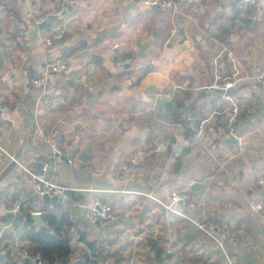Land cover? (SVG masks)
Here are the masks:
<instances>
[{
    "label": "crops",
    "instance_id": "0c3cea01",
    "mask_svg": "<svg viewBox=\"0 0 264 264\" xmlns=\"http://www.w3.org/2000/svg\"><path fill=\"white\" fill-rule=\"evenodd\" d=\"M171 2L154 8L143 0H69V12L56 17L60 0H0V107L6 108L0 109V255L7 259L0 264H35L23 222L7 214L16 202L21 218L35 205L41 215L53 209L35 199L23 170L42 163L50 165L51 181L74 189L67 210L53 212H68L81 231L71 257L56 264H161L151 240L164 248L167 264H264V188L256 185L264 177V91L256 79L264 70V0L247 7L244 0ZM240 8L245 15H236ZM46 16L57 20L39 30L34 20ZM60 29L63 38L44 47ZM62 57L70 59L67 70L35 87L46 65ZM217 74L239 88L214 92ZM183 92L191 94L184 99L188 112L182 110L188 123H174ZM159 98L168 99L163 113ZM235 106L239 146L221 141L231 135L226 112ZM197 122L199 131L188 137ZM155 141L166 150L150 158ZM170 142L181 153L171 152ZM53 143L75 154L72 164L52 156ZM132 160L136 174L124 169ZM190 181L203 188L190 187L191 200L176 209L222 224L227 257L186 217L164 207ZM96 202L112 207L110 226L91 225ZM256 203L263 208L253 209Z\"/></svg>",
    "mask_w": 264,
    "mask_h": 264
},
{
    "label": "built area",
    "instance_id": "2783aa9c",
    "mask_svg": "<svg viewBox=\"0 0 264 264\" xmlns=\"http://www.w3.org/2000/svg\"><path fill=\"white\" fill-rule=\"evenodd\" d=\"M171 1L172 0L170 1L169 0H143V3L147 6L161 5L164 7H170L172 5ZM68 2L69 0H60L59 9L57 13L54 14L56 17H64L65 12L68 8ZM251 2H253V0H244V7H247V5ZM47 18H48L47 16L38 18L34 20V23L38 25L40 23H43ZM211 31H214V27L211 28ZM64 34H65L64 29H60L53 39H47L43 43L44 47L51 46L53 44L54 39H59V40L62 39ZM69 62H70V59L67 57L58 58V59H55L49 62L45 67L44 74L36 78L35 81L33 82V85L37 88H44L48 83V79L50 75L64 73L69 66ZM120 65L124 66L125 63H120ZM94 69H95L94 66H91L89 68V72L93 73L95 71ZM256 79L261 84L263 91H264V70L261 71L257 75ZM235 84L236 82H234L233 80L222 77V75L217 74L216 81L214 82V85L212 86V88L227 90L231 88L232 86H234ZM0 109L6 110V108L2 106L0 107ZM238 112L239 111H238L237 106H235L233 110L226 112V116L229 117L228 122L230 124L235 122ZM190 120H194V117H190ZM230 134L237 135L236 133H233V132ZM169 146H170L171 152H173L176 144L174 142H170ZM160 151L161 150H160L159 144L158 142L155 141L150 152L147 153L146 156L150 154H157ZM2 152H4V150L1 147V143H0V154ZM51 154L53 157H56L59 159L61 157H65L69 164H72L76 157L75 154L68 147L62 146L56 143H53L51 146ZM49 168H50V165L48 163H42L39 170H33L26 166H23V170L32 179L34 193L39 195V197H43L47 195L50 198L58 199L60 203L64 205L62 208L64 210H67L69 206V192L74 191V189L68 186L58 185L54 183L53 181H51L47 175L49 172ZM124 169L128 170L132 174H136L138 172V165L135 160H132L128 165L124 167ZM194 183L195 181H190L184 190L174 191L171 195L172 200H171L170 205L164 206V204L161 201H159V199L152 197L150 195L149 197L154 202L162 204L168 211H171L180 216L186 217V219L189 220V222L194 226V228L196 229L198 233L211 238L221 248V250L227 257L228 255L226 252L227 250H226V244L224 240L226 230L222 224L217 222L215 219H209V218L202 219V220H193L185 216L184 213L181 212V210L176 209L177 205L186 206L189 203V201L191 200V192L189 188ZM256 185L264 188V177L257 179ZM262 208H263V205L261 203H256L253 205V209L258 210ZM20 211H21L20 202H16L13 205L12 209L10 210V212H13L16 214L20 213ZM39 213L41 214V212ZM115 220H116L115 213L112 207L107 204L96 202L95 205L90 208L91 225H93V227L97 229L99 227L110 226L112 223L115 222ZM80 240H81V231L79 227L73 222V225L71 226L70 231H69L68 243L70 246H73V245H76L78 242H80ZM3 254H6V252L3 251ZM32 259L35 262V264H36V261H38L37 264H49L43 261L40 254H37Z\"/></svg>",
    "mask_w": 264,
    "mask_h": 264
},
{
    "label": "trees",
    "instance_id": "16d2710c",
    "mask_svg": "<svg viewBox=\"0 0 264 264\" xmlns=\"http://www.w3.org/2000/svg\"><path fill=\"white\" fill-rule=\"evenodd\" d=\"M236 15H245L242 8L237 9ZM151 70L147 71L150 72ZM185 98H179L175 104L176 108L171 113L170 120L174 123L187 124L188 122L183 120L182 110L186 108L184 99H190L191 94L183 92ZM236 121L232 124L226 123V130L228 133H234ZM200 129V122L195 124L194 129H190L187 136L194 137ZM54 211V210H53ZM52 210L43 209L42 217L49 226V230L40 229L37 230L33 226L32 215L25 214L24 217L19 220L21 224L23 222L25 233L27 235L28 241L33 246V251L29 254L30 257H34L40 254L44 262L49 264H56L65 258H70L73 254V248L68 243V238L65 237L64 232L67 228L73 225L70 215L68 212L62 210L60 214L54 213ZM149 245L155 251L156 259L162 264V259L164 256V248L157 241L151 240ZM85 262H90V264H95L94 262L86 259ZM116 264L121 262L120 259H116Z\"/></svg>",
    "mask_w": 264,
    "mask_h": 264
},
{
    "label": "water",
    "instance_id": "95a60500",
    "mask_svg": "<svg viewBox=\"0 0 264 264\" xmlns=\"http://www.w3.org/2000/svg\"><path fill=\"white\" fill-rule=\"evenodd\" d=\"M154 8H156V5L153 6ZM69 12V9L66 10L65 14ZM57 19L53 16H50L48 17L43 23H40L38 24L36 27L39 29V30H43L45 29L46 27L50 26L54 21H56ZM99 41V39H97V42ZM91 58L94 60V61H97L98 58L96 57V55L92 54L91 55ZM191 84L190 86H192L193 84V79H191ZM73 81L72 80H66L65 81V84L66 85H70L72 84ZM239 88V85L236 83L234 86H232L231 88L227 89V90H224V89H213L214 92L218 93V94H228V93H231V92H234L236 91L237 89ZM168 102V99H163V98H159L156 100V107L157 109L163 113V110H164V106L167 104ZM188 112V108L185 109V113ZM0 115H1V110H0ZM221 141L224 143V144H227V145H237L239 146V140H238V137L237 135H234V134H231L229 135L228 137H226L225 134L222 135V139ZM159 144V147H160V150L161 152H164L166 150V143L164 141H161ZM182 149L180 147H177L175 149V152L176 153H181ZM89 156V153H88V147H85L78 159L83 161V162H86L87 161V158ZM150 158H154L155 157V154H150L149 155ZM62 161H65L67 162V159L65 157H61L60 158ZM129 174V173H128ZM203 188V184L200 182V181H197L195 182L192 186H191V191L192 192H198L199 190H201ZM39 195H35V199H39ZM41 199L46 202V203H49L52 207H53V210H59L60 208H62L64 205L60 203V201L56 198H50L49 196H43L41 197ZM148 205L145 206V208H147ZM34 210L35 212L32 214V221L34 222V227L37 229V230H40V229H47L49 230V226L44 222L43 220V217L42 215L38 212L39 210V205H35L34 206ZM166 210V209H165ZM167 211V210H166ZM58 214H60V212H58ZM7 216L9 218H17V219H21V215L20 214H16V213H13V212H9L7 214ZM166 255L167 253L165 254V257H164V264H167V258H166ZM0 261H7V259L3 256V255H0ZM26 261H29V259H26ZM38 263V261H36V264Z\"/></svg>",
    "mask_w": 264,
    "mask_h": 264
}]
</instances>
